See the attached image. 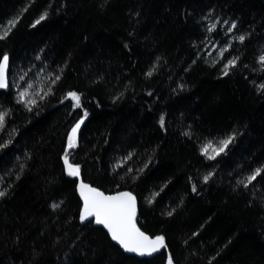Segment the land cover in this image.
Segmentation results:
<instances>
[{"label":"trees","instance_id":"obj_1","mask_svg":"<svg viewBox=\"0 0 264 264\" xmlns=\"http://www.w3.org/2000/svg\"><path fill=\"white\" fill-rule=\"evenodd\" d=\"M13 22L0 264H264V172L244 186L264 169V0H0V35ZM78 178L133 193L162 251L127 254L81 221Z\"/></svg>","mask_w":264,"mask_h":264},{"label":"snow or ice","instance_id":"obj_2","mask_svg":"<svg viewBox=\"0 0 264 264\" xmlns=\"http://www.w3.org/2000/svg\"><path fill=\"white\" fill-rule=\"evenodd\" d=\"M45 18L46 14L42 15L40 20ZM39 22L40 21L38 20L37 23ZM225 23H227V21H225ZM14 25L15 22H13L7 30H4L2 35H0V39H5L11 31V27H14ZM232 28H235V24L232 25ZM211 30L212 29H210V31ZM239 40L243 41L244 36H240ZM224 51H227V49ZM221 55H223V53H221ZM259 60L261 64H264V55L260 56ZM7 63L8 57L5 55L3 59L0 60V88L7 87L6 81L4 79V69L7 67ZM231 66H235V60L229 61L228 64L225 65V75L228 74V69ZM149 75H151V73H149ZM59 79L60 77L56 76L52 82L55 83ZM25 95V92L20 94L21 100H23ZM45 95H47V93H45ZM42 98L43 97H41V99ZM65 98L74 101V107L80 106L81 98L75 92H69ZM28 103L31 104L34 102L28 101ZM6 116L7 113H0V129H3L5 125ZM81 123H83L82 120L72 128V131L68 136L69 149L76 146L77 132ZM161 124L163 125V118H161ZM233 139V136H229L227 139L221 140L218 146H213L211 143L206 144L202 149V153L210 160L215 159L217 155H220L225 151ZM0 147H7V145L0 144ZM209 150H211V152ZM64 163L69 176L78 177L80 175L79 166L69 163L67 152L64 156ZM262 172H264V169H257L253 174L249 175L246 178L248 183H245L244 186L247 187L248 184L254 181L257 176L261 175ZM204 179L207 181L209 176H205ZM79 190L84 201V206L80 213L81 221H86L89 220L90 217H94L95 223L98 225H103L104 228H106L110 233L111 238L119 243L125 251L134 252L138 255H151L152 253L157 252L161 248L165 247L164 238L162 236H158L155 239H150L136 227L135 198L130 193H120L115 196H105L102 192L91 188L84 183L79 185ZM193 190L195 191V187H193ZM4 195L5 193L0 191V197ZM54 207H57V205H54ZM168 264H172L171 257H169Z\"/></svg>","mask_w":264,"mask_h":264},{"label":"water","instance_id":"obj_3","mask_svg":"<svg viewBox=\"0 0 264 264\" xmlns=\"http://www.w3.org/2000/svg\"><path fill=\"white\" fill-rule=\"evenodd\" d=\"M2 59H3V58H2ZM2 59H1V60H2ZM7 70H8V63H7V67L4 69V79H5V81H6V84H7ZM4 88H6V87L0 88V90H2V89H4ZM81 183H84V184L88 185L89 187L94 188V189H96V190L102 192L105 196H115V195H118V194H120V193H130V194L135 198V196L133 195V193H131L130 191H127V190H121V191H117V192H113V193H106V192H103L102 190H100V189H98V188L92 186L91 184H89V183L83 181L82 179L78 178V179H77V184H76V193H77V196H78V198L80 199V202H81L80 213H81V211H82V209H83V206H84V201H83V198L81 197L80 190H79V185H80ZM135 207H136V214H137V200H136V198H135ZM135 218H136V217H135ZM89 220H93V221L95 222L94 217H90ZM86 221H87V220H86ZM135 223H136V221H135ZM99 226L102 227V228L105 230V232L109 235V237L111 238V235H110V233L108 232V230H107L106 228H104L103 225H99ZM136 227H137L141 232H143V231L138 227L137 223H136ZM143 233H144L146 236H148L150 239H155L156 237H158V236H150V235L146 234L145 232H143ZM111 240H112V241H113V242H114V243H115V244H116L121 250H123L125 253L130 254V255H136V256H148V257H150V256H154V255H156V254H158V253H160V252L162 251V248H161L159 251L154 252V253H152L151 255H138L137 253H134V252H127V251H125L124 248H122V247L120 246L119 243H117L116 241H114L112 238H111ZM166 264H168V260H167Z\"/></svg>","mask_w":264,"mask_h":264},{"label":"rangeland","instance_id":"obj_4","mask_svg":"<svg viewBox=\"0 0 264 264\" xmlns=\"http://www.w3.org/2000/svg\"><path fill=\"white\" fill-rule=\"evenodd\" d=\"M71 131H72V129L69 131V134L71 133ZM69 134H68V136H69ZM68 140V139H67ZM68 147V146H67ZM69 163H71L70 161H69Z\"/></svg>","mask_w":264,"mask_h":264}]
</instances>
